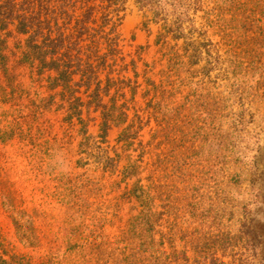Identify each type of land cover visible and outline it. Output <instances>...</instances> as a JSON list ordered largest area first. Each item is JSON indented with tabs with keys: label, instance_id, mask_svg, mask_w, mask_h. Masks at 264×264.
<instances>
[{
	"label": "rangeland",
	"instance_id": "obj_1",
	"mask_svg": "<svg viewBox=\"0 0 264 264\" xmlns=\"http://www.w3.org/2000/svg\"><path fill=\"white\" fill-rule=\"evenodd\" d=\"M123 9L116 68L142 86L127 88L128 118L107 142L100 110L82 108L97 144L80 147L79 120L37 112L47 89L13 69L22 93L0 100V264H157L138 249L152 232L177 250L160 264H264V0ZM152 81L167 91L157 116L141 97Z\"/></svg>",
	"mask_w": 264,
	"mask_h": 264
},
{
	"label": "trees",
	"instance_id": "obj_2",
	"mask_svg": "<svg viewBox=\"0 0 264 264\" xmlns=\"http://www.w3.org/2000/svg\"><path fill=\"white\" fill-rule=\"evenodd\" d=\"M126 1L0 0V100L15 99L16 93H22L18 82L21 75L13 69L28 67L33 83L45 87L49 93L47 97H39L37 112L52 110L54 105L65 109L70 122L77 118L82 125L79 129L83 137L80 147H93L97 144L96 136L89 134L90 118L86 120L82 117V108L94 106L96 111L100 110L102 118L101 134L97 137L107 142L111 125L121 124L128 118L127 88L135 97L142 86L137 79L132 86L131 78L121 77L116 68L119 59L124 60L120 58L123 52L118 28L123 21L121 12ZM15 36L24 38L16 41L12 49L9 41ZM11 58L15 60L14 68L10 65ZM132 62L133 71L138 76L136 63ZM127 67L128 64L122 69ZM117 71L118 78L112 76ZM103 73L106 74L105 81L101 78ZM149 86L141 97L147 100V108L151 109H148L149 112L157 116L156 103H160V98L167 91L155 81ZM113 89L115 91L111 95ZM77 93L85 94L89 100L85 102ZM108 96L111 104L104 102ZM117 97L124 98V103L118 105ZM129 129L127 127L123 135ZM22 133L20 129L19 134ZM124 139H127L126 136H121V140ZM107 159L108 163L114 162L111 157ZM143 214H148L146 209H143ZM156 244L152 232L146 236L142 248L138 249L149 252V259L157 264L164 263L168 257L178 259L177 250L167 252L163 244L158 247Z\"/></svg>",
	"mask_w": 264,
	"mask_h": 264
}]
</instances>
